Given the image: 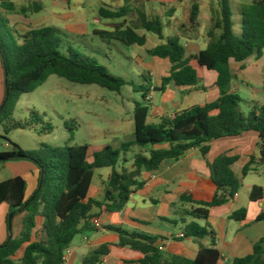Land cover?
<instances>
[{"label":"trees","instance_id":"16d2710c","mask_svg":"<svg viewBox=\"0 0 264 264\" xmlns=\"http://www.w3.org/2000/svg\"><path fill=\"white\" fill-rule=\"evenodd\" d=\"M15 1L0 0V3L4 9L13 12L16 10ZM29 3L28 8L22 9L23 15L43 10L38 2ZM128 14V8L116 12L103 8L99 11L101 18L113 21ZM200 14V4L196 0L187 19L191 29L199 27ZM240 14L242 32L236 35L231 19V0H218L207 34L209 45L197 55L187 57L186 47L179 38H168L165 44L148 51L150 56L169 60L171 64L169 75L162 78L161 86L156 91L165 92L171 84L179 88L197 87L200 78L191 65L192 61L217 74L219 98L216 101L191 107L173 118H162L158 125L148 124L151 112V101H148L152 83L150 77L144 76L148 86L137 85L133 80L111 74L96 58L73 48L64 54L61 51L64 41L56 28L42 27L21 34L9 23L4 26L0 23V63L4 75L0 123L5 126L6 132L34 128L37 121H41L39 115L32 113V123L16 122L14 114L21 97L35 92L52 76L73 84L96 85L117 94H121L126 86H131L134 92L143 96V103L136 102L134 107L135 141L123 144L119 151L106 146L93 154L92 162L89 161V145L45 147L32 152L12 144L11 152L0 153V168L6 162L23 160L33 163L39 172L37 188L28 199L24 178L15 177L0 183V206L7 205L14 216L24 214L21 235L9 238L0 246V264H65L66 254L76 236L102 229L115 232L119 237L118 242L95 249L83 264H102L103 258L109 256L114 248H129L141 253L143 258L138 264H218L222 260V254L216 248L217 234L209 224L210 209L228 205L239 194L242 182L232 169L239 157L221 155L214 162L207 163L210 178L216 187L211 199L194 200L190 194L182 197L184 203L193 205L188 215L195 220L190 224L184 223L185 238H211L212 241V247H201L194 260L166 258L156 247L157 236L113 226L97 227L93 221L100 218L102 213H121L131 196L146 186L147 182L143 179L145 173L156 172L163 162L177 161L193 150H200L205 158L214 142L256 134L259 137V155L250 158L242 170V176L245 178L256 168L264 167V105H252L249 113L241 110L242 99L233 90L236 76L231 68V63H245L250 59L259 61L264 55V0H252L251 4L241 9ZM139 15L138 25L126 29L122 25H114L111 31H99L96 35L109 43L117 41L126 46L143 47L147 44V37L139 34L140 30L165 40L161 18L151 19L142 12ZM3 27L5 32L2 31ZM35 131L39 135H47L52 134L54 128L50 124H42ZM132 147L141 150L129 159L128 153ZM130 163L132 166L127 168ZM102 169H111L112 173L106 183L103 199L95 200L89 198V191L95 171ZM250 200L255 203L264 200V189L254 186ZM247 217V209L240 208L230 219L244 222ZM39 220L43 223L38 232ZM196 221H204L205 226ZM257 221L264 222V213L258 216ZM8 223L10 226L9 218ZM23 249L20 261L14 260ZM232 264H264V237L254 244L251 255L235 258Z\"/></svg>","mask_w":264,"mask_h":264},{"label":"rangeland","instance_id":"374dc122","mask_svg":"<svg viewBox=\"0 0 264 264\" xmlns=\"http://www.w3.org/2000/svg\"><path fill=\"white\" fill-rule=\"evenodd\" d=\"M194 1L196 0H130V2L126 3L123 0H67L66 4L61 2L58 6L61 14L58 20L67 28V31L62 30L60 27L53 28L57 30L59 28V32L64 41L63 49H61L64 54H67L66 50L73 48L84 55L96 58L100 65L106 67L115 76L122 77L128 81L133 80L137 85L148 86L144 77L147 76L153 79L154 83L161 86V76H163L162 72L164 67L159 64L160 59L150 56L148 51L161 44H165L168 38H175L176 36L181 38L188 34L190 25L187 19ZM197 1L203 6L204 12L206 14L210 13L212 16V11L217 8L218 0ZM40 2H43L46 7L45 13L29 12L23 15L22 6H18L19 13L16 15L18 17L26 16V19L29 17V20L27 19L25 21L26 24L30 23V20L33 18L41 19L45 17L47 13L51 12L52 7L45 0H40ZM251 2L252 0H231V19L236 35H240L242 32L241 7L251 4ZM22 3H25V8L29 7V2ZM102 8L114 12L128 8L129 14L120 20H106L99 15V11ZM139 12L144 13L151 19L156 17L162 19L165 40L162 41L156 35L140 30L139 34L146 35L147 44L143 47L138 45L126 46L117 41L109 43L93 33L88 37H82L74 35L68 30L70 26L77 23V18L80 14L88 16L97 30L111 31L114 25H122L126 29L129 26L133 27L140 23ZM12 19L17 20V17ZM0 23L2 26L8 24L7 17L1 13ZM48 24L53 23L48 22ZM48 24H45L46 27H52ZM45 25L39 24L38 28H42ZM15 26L22 30L24 29L20 27V24ZM2 31L5 32L4 27ZM180 42L187 48V55H189L192 48L190 46L188 47V42L184 38H181ZM201 44L202 48H206L203 42ZM253 60L250 59L246 72H242L237 68L234 74L236 80L233 82V87L236 86L237 93L242 99L240 108L244 113H249L252 102L264 103L263 87L257 85L247 86V84H250L249 81H256L252 73V65L255 63ZM260 63L264 65V57ZM204 70L206 74L201 72V76L205 78L204 82L206 85L211 86L217 74L215 72H209L206 69ZM3 90V75L0 70V103L4 93ZM175 96L179 100L180 95L175 93ZM162 97V92H155L154 100L150 102L151 111L155 106L160 104ZM198 97H200V102L212 100L213 98L210 93L200 94ZM136 102L143 103V96L141 93L134 92L131 86H126L121 94H117L96 85L73 84L65 79L52 76L35 92L23 95L17 104L14 114V120L16 122L32 123V113L40 116L41 121H37L34 128L27 130L16 129L6 132L5 126L0 123V153L11 152L13 150L12 144L19 146L23 150L32 152L40 151L45 147L66 148L68 146L77 147L83 145L90 146V153L106 146L111 147L115 151H119L121 145L130 143L134 139V107ZM166 108L169 113L175 110L172 108V104L166 106ZM42 124L52 125L54 132L47 135L37 134L35 129L41 128ZM148 124H159L158 120L151 113ZM140 150L139 147H132L128 153V158H133ZM15 162L21 161L13 160L1 165L0 183L15 178L16 174H21L23 176L22 178L27 182L26 194L30 196L33 191V179L25 171L14 172L15 170H20V168H10L8 166L9 163L13 164ZM261 171L262 173L257 175L251 174L247 179L243 180L242 175H240L241 173H239L240 167H236V173L241 176L242 182L239 192L241 194V201L239 204H233V208L247 209V221L255 225L258 223L257 218L263 213L264 208L259 203L250 202L249 192L250 185L252 184L264 188V167L261 168ZM212 194L209 188H206L205 192L199 193L198 196L208 198ZM150 205L151 209L148 211L154 212L156 209L152 204ZM185 206L179 204L178 212L185 210V208L191 211L190 205ZM224 211H226V208L210 209L212 223L220 221L221 217L223 218L222 214ZM11 215L13 214H9V219ZM182 219H185L187 224L195 221L192 217L185 215L175 217V222H170L172 229L176 230L178 234L184 226ZM196 222L201 226H205L204 221ZM232 223L235 224V222ZM154 225L155 227L157 226V224ZM263 227L264 222H260L256 228L262 231ZM94 235L96 234L90 232L75 237L73 247L80 249L81 257L84 258L91 252L88 248L89 241H84V239ZM113 237H117V234L111 231H102L98 233L95 241L91 240L90 242H102L105 239ZM21 256L22 254L20 253ZM78 264H82V262L79 260Z\"/></svg>","mask_w":264,"mask_h":264},{"label":"crops","instance_id":"0c3cea01","mask_svg":"<svg viewBox=\"0 0 264 264\" xmlns=\"http://www.w3.org/2000/svg\"><path fill=\"white\" fill-rule=\"evenodd\" d=\"M38 2L42 5L43 10L40 13H45L46 7L43 2L40 0H17L14 2L16 10L13 12L7 11L3 8L0 3V13L4 14L8 23L13 26L18 32L21 34H25L33 29H37L40 25L48 24V22H52V27H60L62 30L67 31V28L63 26V24L58 20L60 19V9L59 4L62 2L63 4L67 3V0H45L52 7L51 12L47 13L45 17L41 19H31L30 23L26 24L25 21L29 17L16 15L18 12V6H22L21 9L25 8V3L22 2ZM200 4V3H199ZM244 6L241 7V9ZM201 14L199 17V27L196 29H189L188 34L184 38L188 42V47L192 48L187 57L194 56L199 54L201 51L205 50L209 45L208 31L211 28L212 16L211 14H206L204 12L203 6L200 5ZM241 13V11H240ZM17 20H13L12 18H16ZM57 17V18H56ZM75 17V16H73ZM65 18H67L65 16ZM205 21V22H204ZM20 24V27L24 28L23 30L16 27L15 25ZM34 27H33V26ZM42 27H46L42 26ZM59 30V28H58ZM74 35L88 37L93 33L96 35L97 32L103 30L95 29L94 25L91 22V19L88 16L81 15L77 18V23L70 26L68 29ZM179 38V37H175ZM181 38H179L181 40ZM206 45V48H202V44ZM187 54V48H186ZM264 57V55H263ZM263 57L259 61L253 60L255 63L252 65V73L253 78L256 79L255 82L249 81V85H257L262 86L264 84V65L260 63ZM249 61L245 63H231V68L233 70V74H235V70L239 68L240 71L246 72L248 69ZM159 64L163 66V76H161V81L163 77L169 75L171 70V64L169 60H159ZM191 65L197 70L200 84L197 87L193 88H179L174 84L168 86L165 92L163 93V97L158 106H155L154 109L150 112L152 116L160 122L162 118H173L177 113H181L182 111L189 109L194 106H203L207 103H211L216 101L219 98V90L216 87L217 77L213 79V83L211 86H207L204 82V77L201 76V72L203 74L205 70L200 67L197 62L192 61ZM0 70L3 75V71L0 63ZM244 83V82H243ZM3 84H4V75H3ZM160 86L154 83L152 79L151 90L152 100H154L156 88ZM199 88H204V90H198ZM233 90L237 92L236 86L233 87ZM4 91V90H3ZM175 93L180 95L179 100L175 96ZM210 93L212 95V100H205V102H200V94ZM170 94V95H169ZM4 96V93H3ZM170 96L169 98H167ZM3 100V97H2ZM1 100V103H2ZM153 102V101H152ZM0 103V106H1ZM172 104V108L175 109L174 112L169 113L166 106ZM252 105H264V103L260 102H252ZM251 105V107H252ZM135 141L134 139L130 141ZM258 143L259 137L256 134L250 133L246 134L242 137L235 139H227L218 142H214L211 144V150L209 154L204 158L200 152V150H193L189 152L186 156L181 159L174 161L168 160L163 162L160 169L156 172L145 173L143 175V179L147 182L146 186L142 189L137 190L130 198V201L126 208L119 214H110V213H102V216L96 220L99 221L100 226H113L126 228L129 231H136L139 233L150 234L153 236L159 237L158 242L156 243V247L161 250L164 256L168 259H172L174 257H183L186 259L194 260L199 252L201 247L211 248L212 241L211 238H207L204 240L197 239H179L178 236L183 234V228L185 224H187L185 219H182V222L185 223L180 233H176V230H173L171 227V222H175V217L178 215L189 216L187 210L178 212V205L182 204L190 205L191 210L193 208L192 204L184 203L182 201V197L190 194L194 200H209L216 193V187L213 184L207 163L214 162L221 155H228L230 157H239V161L233 165L232 169L234 173L237 175L239 179H241L243 168L250 162V158L252 156H258ZM122 146V145H121ZM103 149V148H101ZM99 149V150H101ZM96 150V151H99ZM90 153L89 161H93V154L96 152ZM130 165V166H129ZM10 168L18 167L20 170H15L14 172L18 173L20 171H25L30 174L33 179V191L30 196L26 194L27 199L30 198L35 192L38 185L39 172L36 166L33 163L21 161L15 163H9ZM129 166V167H128ZM132 163L128 164L126 167L130 168ZM240 167V175L236 173V167ZM261 168H256L255 172L250 173L257 175L262 173ZM111 169H103L97 170L94 173L92 185L89 191V198L95 200H102L104 197V192L106 189V183L108 181L109 176L111 175ZM243 177V180L249 177ZM16 177H23L21 174H16ZM213 186V187H211ZM255 185H250V194ZM206 188H209L212 196L208 198H203L198 196L199 193L205 192ZM263 188V187H262ZM264 189V188H263ZM241 201V194L239 193L235 200L229 203L226 206L220 208H226V211L222 214L223 218L215 223H212L210 217L209 224L212 226L217 236V244L216 248L222 254V260L218 264H232V261L235 258H243L253 253V247L256 242H258L261 238L264 237V227L262 231L257 230V226L260 222L253 224L248 222L247 220L244 222H236L230 219L231 215L239 210L234 209L233 204H239ZM251 202V200H250ZM255 203V202H251ZM259 203L262 208H264V200ZM156 209L154 212H149L151 209V205ZM96 213L98 211H95ZM264 213V210H263ZM10 214L9 207L7 205L0 206V246L4 245L10 237L18 238L23 231V219L24 214H17L13 216L11 220V226L8 223V216ZM211 214V212H210ZM190 217V216H189ZM232 222H235L232 223ZM43 221L39 220V225L37 231H41ZM154 224H157L155 227ZM175 227V226H174ZM176 229V228H175ZM102 231H108L102 229ZM112 232V231H111ZM96 235L91 236L89 238H85L84 241H89L88 248L91 252L95 249L99 248L104 244H115L118 242L117 237L105 239L102 242L91 243L90 241H95L96 236L99 232H93ZM115 233V232H113ZM87 234V233H85ZM90 252V253H91ZM20 253L22 256L20 257ZM89 253V254H90ZM24 249L21 250L17 256L14 258L16 261H20L23 257ZM87 257V256H86ZM86 257H81L80 249L74 248L73 244L65 257V264H78L80 260L83 264ZM143 258L141 253L135 252L129 248L125 249H116L112 250V253L109 256L103 258L102 264H138Z\"/></svg>","mask_w":264,"mask_h":264},{"label":"built area","instance_id":"2783aa9c","mask_svg":"<svg viewBox=\"0 0 264 264\" xmlns=\"http://www.w3.org/2000/svg\"><path fill=\"white\" fill-rule=\"evenodd\" d=\"M148 101H152V96H151V95L148 96ZM93 224H94L95 226H97V227H100L99 221L96 220V219L93 221ZM178 238H179V239H183V238H185L184 233L181 234L180 236H178Z\"/></svg>","mask_w":264,"mask_h":264},{"label":"water","instance_id":"95a60500","mask_svg":"<svg viewBox=\"0 0 264 264\" xmlns=\"http://www.w3.org/2000/svg\"><path fill=\"white\" fill-rule=\"evenodd\" d=\"M7 94H8V91H7ZM6 102V101H5ZM5 104V103H4ZM4 104H3V106H4ZM3 106L1 107V109L3 108ZM27 206V205H26ZM13 216L14 215H11V217H10V226H11V220H12V218H13ZM11 238V237H10Z\"/></svg>","mask_w":264,"mask_h":264}]
</instances>
